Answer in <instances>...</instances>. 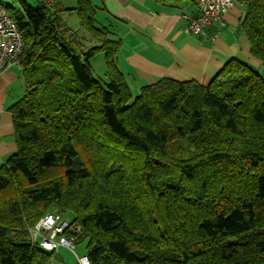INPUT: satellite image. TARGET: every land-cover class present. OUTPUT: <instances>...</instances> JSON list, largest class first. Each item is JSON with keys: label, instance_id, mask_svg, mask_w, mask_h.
Listing matches in <instances>:
<instances>
[{"label": "trees", "instance_id": "trees-1", "mask_svg": "<svg viewBox=\"0 0 264 264\" xmlns=\"http://www.w3.org/2000/svg\"><path fill=\"white\" fill-rule=\"evenodd\" d=\"M76 1L7 6L26 42V95L11 109L17 150L0 168V264H48L59 250L31 231L68 212L92 264H264V78L233 59L208 86L161 78L134 98L121 40ZM233 1L264 68V0ZM70 11L93 47L67 27ZM98 52L108 81L93 75Z\"/></svg>", "mask_w": 264, "mask_h": 264}, {"label": "crops", "instance_id": "crops-1", "mask_svg": "<svg viewBox=\"0 0 264 264\" xmlns=\"http://www.w3.org/2000/svg\"><path fill=\"white\" fill-rule=\"evenodd\" d=\"M90 1L98 7L97 24L100 17V25L121 40L118 66L134 87L142 88L161 78L208 86L233 59L254 69L263 68L252 56L240 27L245 15L242 4L235 3L226 13L225 27L215 23L205 36H197L190 31L188 21L198 14L195 3L186 10L160 7L151 0ZM25 95L21 66L5 69L0 75V168L17 150L11 109ZM56 260L64 261L60 254Z\"/></svg>", "mask_w": 264, "mask_h": 264}, {"label": "built area", "instance_id": "built-area-1", "mask_svg": "<svg viewBox=\"0 0 264 264\" xmlns=\"http://www.w3.org/2000/svg\"><path fill=\"white\" fill-rule=\"evenodd\" d=\"M51 8L55 0H39ZM198 14L189 18L190 31L197 36H205L207 28L219 23L225 27L223 18L235 5L233 0H196ZM26 42L23 33L11 17L7 6L0 0V75L10 67L20 63ZM35 241L48 251L57 252L65 248L76 256V264H92L88 256H78L77 243L86 236V230L65 220L56 213L44 216L31 231Z\"/></svg>", "mask_w": 264, "mask_h": 264}, {"label": "rangeland", "instance_id": "rangeland-1", "mask_svg": "<svg viewBox=\"0 0 264 264\" xmlns=\"http://www.w3.org/2000/svg\"><path fill=\"white\" fill-rule=\"evenodd\" d=\"M59 1H60V5L65 8H74L78 4L76 0H59ZM1 2H3L6 6L10 8V10H13V11H19L26 5L30 7H34V8L38 6V0H1ZM187 6H191V2L184 3L182 5V8L188 10ZM63 18L66 19V25L68 28H70L75 33L78 32L79 37L83 40L87 48L93 47L95 45L94 43L95 40H93L90 33H88L86 30H82L81 25L79 23V18L75 11L65 12V15L63 16ZM97 18L99 20L97 25L101 26L100 24L102 23L100 21V17H97ZM92 66H93L94 77L101 78L102 80L108 81V78L106 76L107 67H106V62H105V57H104L103 52H98L96 54V56L92 60ZM255 70L264 78V68L255 69ZM128 84L135 98L136 96L139 95L141 88L139 86L134 87L133 81H128ZM54 209L58 211L57 208H54ZM62 216L64 219L68 221H73V218H74L73 214L70 212ZM86 246H87L86 241L77 245L76 250H75L76 254L78 256L85 255L87 253ZM58 254H60V256L63 258L64 260L63 263H61L59 260L52 259L49 261L48 264H76V256L74 255V253L70 252L69 250L65 248H61Z\"/></svg>", "mask_w": 264, "mask_h": 264}, {"label": "water", "instance_id": "water-1", "mask_svg": "<svg viewBox=\"0 0 264 264\" xmlns=\"http://www.w3.org/2000/svg\"><path fill=\"white\" fill-rule=\"evenodd\" d=\"M58 256H59V254L57 253V254L55 255V258H54V259H57V258H58Z\"/></svg>", "mask_w": 264, "mask_h": 264}]
</instances>
